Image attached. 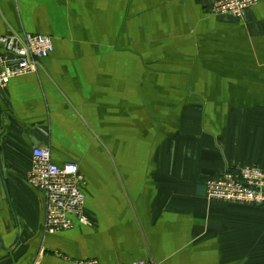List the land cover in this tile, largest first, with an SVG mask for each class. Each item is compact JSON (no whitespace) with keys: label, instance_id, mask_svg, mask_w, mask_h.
<instances>
[{"label":"crops","instance_id":"0c3cea01","mask_svg":"<svg viewBox=\"0 0 264 264\" xmlns=\"http://www.w3.org/2000/svg\"><path fill=\"white\" fill-rule=\"evenodd\" d=\"M215 1L0 0V36L54 41L0 89V264H264V205L205 193L264 170V0ZM37 147L78 165L89 225L46 232Z\"/></svg>","mask_w":264,"mask_h":264},{"label":"built area","instance_id":"2783aa9c","mask_svg":"<svg viewBox=\"0 0 264 264\" xmlns=\"http://www.w3.org/2000/svg\"><path fill=\"white\" fill-rule=\"evenodd\" d=\"M256 3L257 0H218L215 1L211 12L218 16L229 15L243 20ZM0 48V89H4L12 78L37 71L40 60L54 52V41L49 36L38 34L5 35V37L0 36ZM32 160L28 181L44 193L46 232L55 235L68 231L73 227V218L89 225V219L84 212L85 194L80 185L83 177L78 165L68 163L59 167L51 159L50 149L42 147L34 149ZM1 164L2 161L0 167ZM205 188L209 201L263 206L264 170L258 166L229 170L216 180H208ZM77 264H99V262L83 260ZM131 264L156 263L140 261Z\"/></svg>","mask_w":264,"mask_h":264}]
</instances>
